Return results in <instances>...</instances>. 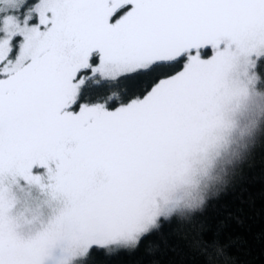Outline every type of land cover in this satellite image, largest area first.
Wrapping results in <instances>:
<instances>
[{
	"label": "snow or ice",
	"instance_id": "1",
	"mask_svg": "<svg viewBox=\"0 0 264 264\" xmlns=\"http://www.w3.org/2000/svg\"><path fill=\"white\" fill-rule=\"evenodd\" d=\"M133 256L264 264V0H0V264Z\"/></svg>",
	"mask_w": 264,
	"mask_h": 264
},
{
	"label": "trees",
	"instance_id": "2",
	"mask_svg": "<svg viewBox=\"0 0 264 264\" xmlns=\"http://www.w3.org/2000/svg\"><path fill=\"white\" fill-rule=\"evenodd\" d=\"M146 258L143 256L123 257L118 261V264H143ZM166 260L167 258H162Z\"/></svg>",
	"mask_w": 264,
	"mask_h": 264
}]
</instances>
